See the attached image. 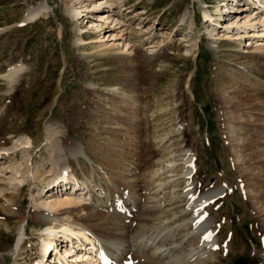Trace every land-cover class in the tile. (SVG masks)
<instances>
[{"label":"rangeland","instance_id":"374dc122","mask_svg":"<svg viewBox=\"0 0 264 264\" xmlns=\"http://www.w3.org/2000/svg\"><path fill=\"white\" fill-rule=\"evenodd\" d=\"M82 1L0 0V209L4 204L13 210L1 211L0 215V264H21L15 261L14 248L19 234L25 241L23 252L38 258L41 229L47 225L42 218V223L31 221L32 214L42 210L38 199L48 196L45 192L56 186L51 183L55 175L67 166L81 172L88 168V175L96 177L108 175L112 165L103 164L104 153L113 161L120 157L134 161L123 176L138 177L140 183L152 170L149 166L153 162L159 163L168 155L180 158L179 153L188 156L196 163L190 169V184L199 181L202 187L215 179L213 185L218 181L225 189L219 200L203 209L202 217L188 215L190 222L210 217L208 229L227 224L224 243L235 235V243L250 246L222 264H264V234L259 230L262 217L253 211L246 195L249 190H264V126L258 124L264 118V57L252 58L237 51L250 49L263 41L264 35L245 36L240 39L241 47L223 36L236 31L232 29L236 25L231 24L235 19L242 17V23L248 16L257 15L258 4H247V0H113L122 23L105 20L101 27L96 24L110 15L111 1L90 12L84 10V17L75 21L73 7L86 9L85 3H91ZM40 5L46 6L42 14L35 19L26 17ZM208 10L213 19L206 21L204 12ZM238 14L241 16L236 18ZM88 20L96 23L93 28H88ZM78 27L84 29L79 31ZM122 29V39L127 38L132 46L130 51L113 42V35H107H120ZM214 33L220 38L215 39ZM99 36L108 44L98 46L103 42L96 41ZM134 52L140 55L141 63L136 65L129 58ZM146 56L152 57L148 64L143 62ZM13 63L23 67L14 87L3 76ZM235 80L254 84L242 85L247 91L239 90ZM247 93L255 97L249 102L255 105L253 113L244 99ZM136 104L141 107V113L137 110L140 127L137 117L131 116ZM234 109L241 115L239 121L232 120ZM249 113L253 121H249ZM161 133L171 135L164 145L156 140ZM26 137L32 146L17 148ZM181 141L182 150L174 153ZM167 145L170 149L165 150ZM148 146L153 148L150 158ZM136 156L142 159L137 161ZM24 157L39 173L35 177L28 174L20 183L14 176H22L27 167L15 172L11 166H17ZM142 162L146 165L141 166ZM166 169H159L156 176ZM98 183L102 187L95 188L94 196L106 195L105 180ZM101 201L105 203L106 198ZM200 225L192 229L194 235L203 236L207 230ZM196 235L194 239L199 238ZM78 248L84 250L83 246Z\"/></svg>","mask_w":264,"mask_h":264},{"label":"bare ground","instance_id":"6f19581e","mask_svg":"<svg viewBox=\"0 0 264 264\" xmlns=\"http://www.w3.org/2000/svg\"><path fill=\"white\" fill-rule=\"evenodd\" d=\"M71 1L72 3H75L76 1H78V3H80V1L83 2L82 0ZM98 1L99 0H85V2H91L89 4L85 3L86 5L84 7L86 9L80 8L82 6L73 7L71 11L72 18L75 21H78L84 17V10H88V12H90L94 7H100L101 5L107 4L111 1L112 4L109 5L110 7L112 6V8L109 10L110 15L104 16V20L101 19L103 20V22L98 24H96L94 21L88 20V28H93L94 24L102 27L105 20L107 21V23L110 22L111 24L117 22L118 24L122 23L118 14L119 11L115 8L118 6H113V0ZM247 1V4H258L257 15H253L252 17L254 18L248 16V18L245 19L242 23H240L242 17L240 18V20H236L234 18L235 21H233L231 24L236 25V27L232 28L233 30L234 28H236V31L232 34L231 32L223 34V36L226 35L228 38H232L230 39L231 41H236L237 46L239 47L242 46L240 39H243L247 35L249 37H260L261 35H264V0ZM226 4L229 5L228 2H226ZM228 5L227 7L230 8L231 6L229 7ZM246 6H249L250 8V5ZM246 6L242 9H246ZM119 7H121L119 8L121 10L123 6L120 5ZM45 8V5L35 7L28 12L26 17L29 19H35L44 12ZM239 16L241 15L238 14L236 18H239ZM204 17L206 21L213 19L210 10L204 12ZM261 26L262 28H259ZM83 27L85 28L86 25ZM121 27L122 25H120V28ZM84 28L78 27L79 31H82ZM249 28L253 29L250 30ZM120 31V35L115 32H108L107 35L110 34L109 37L113 35V38H111L115 39L113 42L122 44L126 51H130L132 46H130V42L127 40V38H124L125 40L122 39V37H124L123 29ZM217 34L212 36L215 39H219L220 37H217ZM232 35L236 36L233 37ZM103 37L99 36L98 40L96 39V41L98 42L103 41L100 42L98 46H105L106 44H108L106 41L101 40ZM120 39H122L123 41ZM258 42L259 43L256 45L252 44V47L250 49L244 48L245 50H240L238 48L237 51H241V53L244 54L246 53L247 56L249 55L252 58H255L256 56H262L261 58H263L264 40ZM129 58L130 62L134 65H136L137 63H141L140 55L136 54L135 52L134 56ZM151 59L152 57L146 56L143 62H147L146 64H148L149 62H151ZM256 65L259 66L258 63H256L255 66ZM262 65L264 66V63ZM22 69L23 67L20 64H14L10 67L7 73L3 74V76L8 79L9 84L13 86L19 72ZM258 77L261 78V76ZM246 79L248 78H245V80ZM190 80L191 78L189 77L187 83ZM253 82L256 83V81ZM235 83L238 84L237 87L239 88V90L243 89L246 91L249 90L248 88H246V86L254 84L247 83V81L243 83L242 81L238 80H235L234 84ZM116 89L119 88L116 87ZM251 96L252 95L250 93H247L244 96V99L249 103L252 99ZM232 98H234V96ZM253 98L255 99V97ZM135 102L136 100L133 103ZM232 103L233 102L231 101V104ZM261 104L264 105L263 103ZM136 105L138 107H134L135 109L134 111H132L131 116L133 118L137 117L135 120L137 121V126L140 127L141 123L139 121L141 118H139L137 110L139 109L141 113V107L138 104ZM249 105H251L249 106V108H252L250 112L253 113L254 109H256L255 105L251 103H249ZM147 110L150 111L149 109ZM153 112L155 113L156 111L153 109ZM231 112L232 120L239 121L237 118H240L241 115L235 114V109L231 110ZM142 113H144L145 116L149 114V112ZM151 115L153 114L151 113ZM252 118L253 115L249 113V121H253ZM160 119L161 118L159 117V120ZM182 122H184V120ZM258 124H262L264 126V118H262L260 123L258 122ZM189 128L190 127L188 126L186 132H189ZM233 128L235 127L233 126ZM170 138V133H161L157 134L156 140L158 144L163 142L162 145H164L165 143H167V141H169ZM32 143V140L26 137V139H24L23 142L18 143L16 147L20 148L22 146L23 148L29 149L32 146ZM177 144L178 149H174V153L182 150V141ZM150 149L151 148L149 147V158L153 153V151H151L153 148L151 150ZM166 149H170V145H167L165 147V150ZM172 152L173 150H170L169 154H171ZM85 155L90 159L86 152ZM179 155H181L182 157L176 158L171 157L172 155L169 157L168 155L164 159L161 158L159 163L153 162L149 166V168H152V170L148 171V174L145 176L143 183H140L141 180H139L140 178L138 177L133 178V180L123 176L125 170L127 171V169L134 163V161L121 157L119 160L113 161V159H110L109 156H106V153H104L103 155L102 162L103 164H107L108 166L112 165L110 166L111 168L108 167V169H111V171L110 173H107L108 175L106 176L96 177L88 175V168H84L85 172H81V170H76L75 168L72 169L69 166L62 169V171L58 172V174L55 175L54 179L51 182L52 184L56 183V186L58 187L55 186L54 190V188L50 186L49 188L51 189L45 192L48 194V196H41L40 199H38L37 206L41 207L42 210L38 211L34 209L36 211L32 214L31 217V221L33 220V222L35 223L44 222L45 224H47L42 227L44 229H41V253L38 254V258H36L35 260L32 258V256L31 258H29L28 255L25 254L26 252H23L25 241L22 242V236H20V234L18 233L19 238L17 239L18 241L14 246V248H17L15 261H19L21 264L25 262L29 263L31 261H33L32 264H77L76 259L78 258H76V256H78L81 257V259L87 258L90 261V263L82 261L81 264H100V259L97 257V255L91 253L92 247H94V249L105 250V252L111 258V264H222L226 261H229L230 257L238 254V251H243V249H251L246 242L239 244L235 243V235L233 237H229V239H227V241L224 243V240L227 238L226 234H228L227 231L225 232L227 224H222L221 226V223H218L215 227L208 229V226L210 225L209 216V218L207 220L205 219V221L203 222H190L188 215L194 213V216L195 214L196 216H201L202 214H204L205 211L203 209L211 205L213 202L219 200L223 196V193L225 194V189L223 186H221L220 182L218 183V181L215 185H213L215 179H212L211 183H206L207 185L202 187L201 185H203V183H200L199 181H195L193 185L190 184L192 183V177H190L191 175H189L190 169L196 163L195 161L191 162L186 155L183 156L181 153H179ZM261 156L262 155L258 157ZM135 159L139 161L142 158L141 156H136ZM179 159H184L185 162L175 163V161ZM135 164L138 165V163ZM15 165L16 164H14V166H11L12 170L15 172L20 171V169L24 168L25 166L27 167L25 171L26 173L24 172L22 176H14V180H17L20 183L26 181L28 174H32L35 177L39 173V170L36 169V171H34L33 169H31L30 161L25 157L21 162L17 164V166ZM140 165L145 166L146 164L142 162ZM121 168H124V171L121 170ZM165 168L167 169L164 172H161L156 176V173L159 169ZM120 173H122L121 176ZM98 174L100 175V173ZM102 179L105 180V184L108 187V197H106L107 194L103 195L102 193H99L101 195L95 194L94 196L93 192L95 188L102 187L100 186V183H98ZM134 181H138L139 183H137L136 185H132L131 183ZM51 183L49 185H51ZM68 184H71L70 186L74 187V189L71 191H67ZM151 185L152 187H150ZM184 185L185 187L183 188ZM156 186L157 188L155 189ZM58 188H60V190H58ZM79 190V193L82 194L80 196L78 194ZM140 190L143 191L141 192ZM249 191L246 195L251 199V202L253 204V211L256 214H259V217H262V220L259 223V230L264 234V190L258 189L255 192ZM162 194L163 196L161 197ZM103 196L106 198V202L104 201L105 203L101 201V198ZM89 199H91V201ZM1 207L2 208L0 209V215L2 214L1 211H6V213L13 212L12 208H9L4 204ZM246 209L245 211L248 210ZM40 213L42 217L39 216ZM212 214L214 216L213 218H216L215 212H212ZM44 216L46 217L44 218ZM40 219L44 221L40 222ZM196 219L197 217H195V220ZM202 219H204V216ZM159 223L164 224V226L161 228L160 226L162 224ZM200 223V227L202 226L207 230L204 231L203 236H197L195 234L199 238L194 239L195 235L192 229H196ZM155 229L157 230V232L154 231ZM24 230H26V228H24ZM150 230L152 231L150 232ZM233 234H235V232H233ZM72 236L75 237V242L74 239L71 238ZM209 236L210 238L206 239V237ZM66 239H68V242H70V246L64 243ZM57 243L59 244V246H61L62 250H66V252L62 251V254L60 253V250V252L58 253L60 256L57 254V250L59 247ZM55 244L56 246L53 247L52 250H50L51 246ZM86 245H89V247ZM82 246L85 247L82 248L84 250L78 248ZM129 256L130 258H128ZM48 258H51V262L48 261ZM128 259H130V261H128Z\"/></svg>","mask_w":264,"mask_h":264},{"label":"snow or ice","instance_id":"6c2138e0","mask_svg":"<svg viewBox=\"0 0 264 264\" xmlns=\"http://www.w3.org/2000/svg\"><path fill=\"white\" fill-rule=\"evenodd\" d=\"M208 238H210V236L209 237H206V239H208Z\"/></svg>","mask_w":264,"mask_h":264},{"label":"water","instance_id":"95a60500","mask_svg":"<svg viewBox=\"0 0 264 264\" xmlns=\"http://www.w3.org/2000/svg\"><path fill=\"white\" fill-rule=\"evenodd\" d=\"M241 260L238 261V263H240Z\"/></svg>","mask_w":264,"mask_h":264}]
</instances>
